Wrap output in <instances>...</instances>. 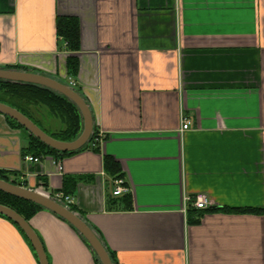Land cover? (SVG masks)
<instances>
[{"label":"crops","instance_id":"crops-1","mask_svg":"<svg viewBox=\"0 0 264 264\" xmlns=\"http://www.w3.org/2000/svg\"><path fill=\"white\" fill-rule=\"evenodd\" d=\"M62 17L78 21L75 48L58 32ZM0 67L86 99L97 149L39 154L0 112V170L70 195L119 264H264V0H0ZM26 109L46 132L66 127L47 105ZM116 179L129 190L114 195ZM199 192L214 206L186 201ZM29 223L49 264H101L50 210ZM0 264H40L1 215Z\"/></svg>","mask_w":264,"mask_h":264},{"label":"water","instance_id":"water-1","mask_svg":"<svg viewBox=\"0 0 264 264\" xmlns=\"http://www.w3.org/2000/svg\"><path fill=\"white\" fill-rule=\"evenodd\" d=\"M0 79L11 82L32 83L50 88L65 95L79 108L83 117V129L80 135L73 140H60L47 133L19 109L0 101L1 113L16 120L31 134L39 138L45 144L61 152L81 149L86 143L89 142L94 133L93 113L86 99L76 88L65 82L59 81L54 77L39 72L13 68L0 67ZM0 190L38 203L44 208L53 212L55 215L61 217L70 225H72L86 239L92 250L95 252L97 258L100 260L101 264H114L111 254L109 253L97 231L93 229L81 215L73 211L64 201L56 199L51 194L17 185L2 178H0ZM0 214H3L14 220L21 227V229L31 241L38 255L40 264H49L44 245L38 234L30 225L29 221L13 208L1 203Z\"/></svg>","mask_w":264,"mask_h":264},{"label":"trees","instance_id":"trees-1","mask_svg":"<svg viewBox=\"0 0 264 264\" xmlns=\"http://www.w3.org/2000/svg\"><path fill=\"white\" fill-rule=\"evenodd\" d=\"M58 32L70 43L72 47L75 48L78 46L77 41L79 39V25L76 19L66 18V17L60 18L58 21ZM68 64H69L70 72L72 74H76L78 71V61L75 58H70ZM0 101L19 109L26 116H28L35 123H37L40 127L41 125L31 116V114L27 111L26 108L29 105H36V104L47 105L51 109V111H53L56 114H59L66 123L65 129L59 133H50L47 131V133H49L50 135H52L57 139L73 140L77 138L82 132L83 129V125L81 122L82 115L77 105L65 95L57 91H54L50 88L32 83L11 82L0 79ZM8 118L10 119L12 124L24 129L29 133L31 138L30 148L36 149L37 153L39 154L71 155L83 151L85 149H88L89 147H96L97 149L98 146V144L95 141L96 133L94 131L89 142L86 143L81 149L75 151L61 152L45 144L39 138L31 134L16 120L10 117ZM106 163L107 165H109L110 160L106 159ZM0 178L12 182L14 184H18V185L21 184L16 180L11 179L8 173L3 170H0ZM0 203L13 208L28 221L38 211H40L41 209H45L42 205L38 203L18 197L16 195L7 193L2 190H0ZM70 208L73 211H78V209L73 205H70ZM0 215L7 217L3 214ZM111 257L114 261V264H119L118 261L112 255ZM98 261L100 262L99 259Z\"/></svg>","mask_w":264,"mask_h":264},{"label":"built area","instance_id":"built-area-1","mask_svg":"<svg viewBox=\"0 0 264 264\" xmlns=\"http://www.w3.org/2000/svg\"><path fill=\"white\" fill-rule=\"evenodd\" d=\"M191 127V122L184 118L182 130H188ZM102 140L101 133H97L95 137V141L97 144ZM96 144V145H97ZM28 159L38 161L39 157H32L28 156ZM63 165H60V169L63 170ZM129 188L125 185V182L123 179H116L115 180V189L113 190L114 195H121L125 192H127ZM53 196L61 201H64L67 204H71L72 197L70 195H66L63 192H56L53 194ZM186 201L191 204V206L197 208V209H208L212 206H214V202L210 198V196L205 192H199L196 193L190 197H186Z\"/></svg>","mask_w":264,"mask_h":264},{"label":"rangeland","instance_id":"rangeland-1","mask_svg":"<svg viewBox=\"0 0 264 264\" xmlns=\"http://www.w3.org/2000/svg\"><path fill=\"white\" fill-rule=\"evenodd\" d=\"M30 106H31L32 108H35V107L37 108L38 105L36 104L35 106H33V105H30Z\"/></svg>","mask_w":264,"mask_h":264}]
</instances>
